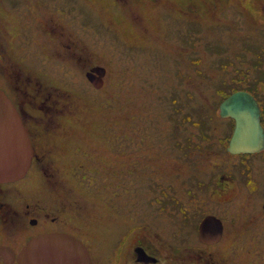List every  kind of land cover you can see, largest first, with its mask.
<instances>
[{
  "label": "rangeland",
  "instance_id": "374dc122",
  "mask_svg": "<svg viewBox=\"0 0 264 264\" xmlns=\"http://www.w3.org/2000/svg\"><path fill=\"white\" fill-rule=\"evenodd\" d=\"M47 27L58 40L52 51L79 50L77 38L86 41L84 55L107 68L101 88L89 86L68 56L64 63L50 57ZM1 36L20 45L29 72L64 83L53 84L67 99L49 145L70 151L74 164L64 166L69 155L56 162L70 189L69 199L59 200L65 225L100 260L113 257L129 231L127 258L134 241H157L154 231L171 244L196 246L195 226L210 210L228 227L214 246L217 264H264V218L257 231L246 230V214L264 198V160H257L255 196L244 181L226 194L213 179L217 164L233 160L216 158L221 147L200 152L192 141L204 130L227 145L232 128L219 118L220 102L264 81V0H0ZM188 144L192 150L182 149ZM38 176L26 190L33 200L43 190ZM171 257L182 263L196 254Z\"/></svg>",
  "mask_w": 264,
  "mask_h": 264
},
{
  "label": "flooded vegetation",
  "instance_id": "af4514ba",
  "mask_svg": "<svg viewBox=\"0 0 264 264\" xmlns=\"http://www.w3.org/2000/svg\"><path fill=\"white\" fill-rule=\"evenodd\" d=\"M44 33L47 50L52 53L50 57L64 63L68 56L72 64L71 67L76 68L80 76L88 81L89 86L92 85L93 89L102 87L107 75V68L98 61L96 56L94 60H90L89 56L84 55L83 45L86 41L77 38L79 50L59 49L56 52L51 50V45L58 40L52 35L49 27L44 30ZM64 45V42L58 43V47H64ZM18 47H20L18 43L11 45L10 41L0 37V89L11 99L20 114V119L32 145V163L24 177L9 182L0 181V264H24V248L34 238L51 233H64L79 239L90 256L91 264H217L218 260L213 256L214 246L221 243L228 227L221 216L210 212V210H204L195 226L196 246L171 244L159 231H154L152 233L156 236L157 241L146 239L134 241L133 252L127 258L123 256L126 253H123V250L130 233L133 232L129 231L122 240L123 247L120 248L117 244L114 256L107 261L99 259L94 246L83 235L65 225V223L68 224L66 222L68 217L65 209L66 204L59 198L69 199L70 189L66 183L67 179L63 169L57 166L56 162L61 164L65 155H69L67 157L69 162H66L64 166L69 167L74 163L70 151H62L56 145H49L52 139L56 140L57 138L55 134L60 128L58 117L65 115L64 113L58 114V111L65 109V104L61 102L66 103L67 99L63 90L58 91V86L62 88L64 83L51 82L52 78L49 76L44 80L39 77L38 73L35 75L33 72H29L26 69V58H23L19 53ZM53 84L58 86L54 87ZM258 86L256 91L248 85L246 92L254 96V100L259 106V124L264 132V81ZM219 118L227 121L232 128L227 138V145H220L223 138H214L208 131L201 130L194 133L192 140L195 143L194 146L201 149L200 152L205 151L206 153L208 150L212 152L213 146L221 147L222 151L215 155L216 158H220V155L224 153L226 157L224 159L233 160L230 164L219 163L216 165L218 167L215 172L217 177H214L213 182H216L217 188L230 194L233 185L244 181L247 192L255 196L261 188L256 172L261 168L257 160H264V139L259 141L257 147L246 150V154L233 153L229 151L228 147L236 128V120L232 117H222L220 114ZM189 120L193 121V125L202 124L201 120H194L192 116H189ZM248 126L246 125V127ZM42 139L45 140L44 144H41ZM206 142L209 143L208 146ZM65 148L68 149V147ZM182 149L192 150L189 144ZM38 173V178L44 185L42 193L33 200L26 190L31 192L29 180ZM233 197H228L223 201V204L232 202ZM174 201L181 205L184 214H188V208L181 200L175 199ZM256 208L255 212L246 214V230H258L257 224L264 218V198L257 203ZM221 215L225 217L223 214ZM208 217L219 219L221 225L213 221L212 225H207L205 229H202L201 225ZM226 219H228L227 216ZM231 219L236 221L235 217ZM159 242L162 243L159 244ZM163 243L167 245L165 248L170 252L166 251ZM184 252H193L196 257L188 261L184 259L182 263H178L171 257ZM203 252L212 262L204 261L200 255ZM60 254L67 257L70 255L69 251L60 252Z\"/></svg>",
  "mask_w": 264,
  "mask_h": 264
},
{
  "label": "water",
  "instance_id": "95a60500",
  "mask_svg": "<svg viewBox=\"0 0 264 264\" xmlns=\"http://www.w3.org/2000/svg\"><path fill=\"white\" fill-rule=\"evenodd\" d=\"M101 84V82H100ZM249 110V112H246ZM223 117L236 120V128L229 144V151L246 153L264 139L259 124V106L245 90L230 94L219 105ZM246 125H249L246 127ZM32 162V145L20 119L18 110L10 98L0 89V181L9 182L24 177ZM215 217H208L201 225L205 229ZM69 251V257L60 252ZM24 264H91L90 256L82 242L64 233H51L34 238L23 250Z\"/></svg>",
  "mask_w": 264,
  "mask_h": 264
}]
</instances>
